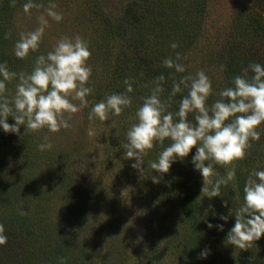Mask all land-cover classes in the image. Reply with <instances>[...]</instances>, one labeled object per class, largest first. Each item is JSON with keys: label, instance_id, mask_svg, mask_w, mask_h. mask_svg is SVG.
Listing matches in <instances>:
<instances>
[{"label": "rangeland", "instance_id": "obj_1", "mask_svg": "<svg viewBox=\"0 0 264 264\" xmlns=\"http://www.w3.org/2000/svg\"><path fill=\"white\" fill-rule=\"evenodd\" d=\"M137 1L139 0H51L57 5L56 10L63 14V19L57 22L49 18L39 50L42 53L51 50L62 36L83 37L91 50L88 64L92 68V74L88 86L92 87L93 92L87 97L88 108L86 106L74 114L65 113V118H68L71 124L70 128H62L56 133L44 128L34 133L37 142H42L44 137H48L53 146L60 148L67 157V162H71L68 164V174H76L78 179L75 182L83 186L80 194H71V184L57 185L46 200L42 198L43 196L40 197L39 202L43 205L41 208L46 211L45 220L60 222L62 225L60 229L50 234L54 237L56 232H59L58 240L67 243L74 253L91 258L95 264H247L243 255L246 252L244 249L224 242L225 239L211 243L207 225L203 226V235L206 240L209 239L207 246L217 253L216 258L211 256L199 259L198 253L191 248L192 244L183 241L182 238L191 232L188 217H185L186 205H182L179 200H170L168 198L170 195L163 185V188L159 186L157 190H153L158 186V182L152 180L153 173H156L150 167L152 149L147 150V154L144 155V165L140 170L132 168V159L125 155L123 143L127 140L123 131L124 129L127 131L136 122L135 116L130 113L131 106L126 107L119 115L109 112L106 121H101L98 117L89 118L92 105L105 99L112 90L110 83H116L117 80L110 76L112 70L109 67L103 68L105 55L98 49L101 48L103 52L105 41L103 32L95 24L98 18L96 12L102 11L108 19L116 22L124 12H129ZM38 3L43 7L33 8L27 14L20 9L15 14L14 20L10 23L12 26L8 29L12 36L9 54H14L12 53L14 44L21 32L39 27L38 17L50 6V0H41ZM238 3L239 0H206L202 12L203 32L191 53L187 55L195 72L205 71L212 81L213 94L208 97V105L217 99V90L226 86L221 74V66L226 63V58L220 53V46L231 31L234 10ZM93 8H96L95 12H92ZM124 40L119 39L113 43L109 51L119 53ZM14 94L15 90H12L10 98ZM89 130L93 135H89ZM257 130L261 133L258 139L260 143L256 144L257 140L250 139V147L246 149V154L254 148H264V123L259 125ZM16 141L17 139L14 140ZM12 154L10 163L14 168L13 178L16 182L18 179L21 181L23 177L29 179L40 172L43 173L41 178L44 181L47 179L48 171L42 163L34 164L30 169H23L22 157L16 153ZM246 154L243 159L233 161L240 175L238 180L241 181L243 178V184L254 169L264 168V151L261 160L253 159L250 162H245ZM63 162L66 161L60 159L54 162V165L58 169V166L65 164ZM228 167L230 165H224L222 166L224 170L217 168L216 171H221L223 174L218 173L223 176ZM75 168L78 170L75 171ZM57 174L58 179L52 177L54 184L65 178L59 169L54 175ZM202 182V178H199L190 184L193 197L200 196ZM221 186L226 193L229 189L233 190L235 181ZM239 202L238 193L230 207L224 206L227 209L226 215H232L231 213L240 206ZM28 206L34 210L39 209V204L35 201L27 203L26 208ZM79 206L83 219L87 218L84 221L78 219V223L72 222L62 215V211L68 207L78 211ZM17 207L23 209L22 205ZM213 213L216 212H210L212 216ZM213 217L214 220L211 221L213 224L221 220L219 213ZM210 218L212 217L206 216V224ZM46 237V240H50L49 234H46ZM255 248L257 249V241L251 242L249 246L252 251ZM24 250H21L22 254L19 251L12 252L11 257L15 258L17 264H26L27 258L31 255L30 248L26 247ZM40 255L45 257L43 253ZM1 256L5 257V253L2 252Z\"/></svg>", "mask_w": 264, "mask_h": 264}, {"label": "trees", "instance_id": "obj_2", "mask_svg": "<svg viewBox=\"0 0 264 264\" xmlns=\"http://www.w3.org/2000/svg\"><path fill=\"white\" fill-rule=\"evenodd\" d=\"M40 1L37 0V2ZM25 2L26 0H15L13 4L12 0H0V62H7L9 70L18 73L30 72L34 67L36 57L42 53L38 49L36 52H30L23 59L8 53V50L11 51L12 45L11 32H8L9 27L12 26L10 23L14 20L15 14L23 9ZM205 3L206 0H139L129 12H124L119 21L116 22L108 19L102 11L96 12L98 18H96L95 24L103 32L102 36L105 41L103 52L98 47L100 49L98 51L105 55L103 68L109 67L112 70L110 76L112 79H117L116 83H110L112 90L109 91L108 95L125 92L124 81L127 78L133 85V91L127 95L132 99L130 113L135 116L136 109L143 103V97L149 95L152 87H154L157 76L163 75L165 78L161 81L164 88L161 98L167 101L174 81H178L181 76L195 75V69L187 55L191 53L203 32L204 17L202 12ZM95 10L96 8H93L92 12ZM119 39H125L121 51L119 53L110 52L109 48L113 47V43ZM173 42L178 44L175 49L170 47ZM177 53L180 55L179 62L185 66L186 71L184 73H177L162 63L166 57L175 59ZM220 53L226 58L224 67H221L222 77L226 81V86L222 89L232 86V77L243 75L242 69L250 63L264 64V0H239L234 10L231 31L221 43ZM250 75H252L251 71H249ZM17 82L16 79L7 82L5 95L9 99H11L10 92L15 90ZM222 89L217 90V99L219 98L218 93ZM187 91L185 88L183 92L177 93L172 98L168 111L175 112L178 110L179 100L187 94ZM97 96L99 98L100 93ZM188 119L195 123L193 113H189ZM8 122L13 123L14 121L9 117ZM34 133L28 129L24 130L23 126L20 128V134L0 131V223L4 225L5 234L8 237L7 243L0 246V264H17L15 258L11 257L12 252L19 251L21 253V250L25 251L24 248L26 247L31 249V255L27 260L25 259L26 264H61V258H65L66 264H95L91 258L85 257L81 253H74L67 243L58 240L59 232H56L54 237L50 234L52 231L60 229L62 225L60 222H47L45 220L46 211L41 208L43 205L39 202L40 197L43 196L42 198L46 200L57 185L71 184V194H80L83 186H79L78 182H75L78 179L76 174H68V164L70 165L71 162H67V157L60 151V148L54 145L51 150L40 151L37 145L41 141L37 142L34 139ZM123 133L126 135L125 129ZM15 139H17L16 142H14ZM125 142L127 141H124L123 144ZM170 143L169 139H165L163 145L154 142L153 152H151L153 156L150 157L152 161L156 160L163 147ZM259 143L257 140L256 144ZM194 151L195 148L192 152ZM263 151L264 148L249 150L245 162H250L253 159L261 160ZM12 153L22 157L23 169H30L34 164L42 163L48 171L47 179L44 181L41 178L43 173L40 172L29 179L23 177L21 181L18 179L16 182L13 178L14 168L10 163ZM79 155L77 156L79 157ZM191 155L192 153H189L183 162L173 163L168 173H153V176L156 175L159 178L158 186L153 190H157L159 186L161 188L164 186L167 194L170 195L168 197L170 200H179L182 205H186L185 217H188L187 222L190 223L191 232L182 239L189 241L193 246L191 247L192 250L199 253L209 243V239L206 240L207 238L203 235V226L207 225L205 223L206 216L212 217L209 220L213 221L214 217L210 212L226 215L227 209L222 201L227 200V206L230 207L238 193L241 204L244 184L243 178L241 181L238 180L240 175L237 168L233 190L229 189L225 193L221 186L220 196L209 199L201 192L200 196L193 197L190 184L202 177L198 171L193 170L190 163ZM60 159L66 161L63 162L65 164L58 166L65 178L59 179L58 184H54L52 177L59 178L58 174L54 175L58 170L54 162ZM213 166L215 170L217 168L224 170L222 168L224 165L214 164ZM77 170L75 168V171ZM221 174L223 173L221 172ZM242 177H244L243 174ZM33 201L39 204V209L34 210L29 206L26 208V204H31ZM17 205H22L23 209ZM62 213L72 222L78 223V219H83L81 206H79L78 211L73 207H68ZM231 214L234 215L235 212ZM82 221L80 222L82 223ZM234 221V216H231L227 221H216V224H223L224 229L223 231H219L215 227L209 229L211 243H218L220 239H225L224 242H228L226 233ZM46 234H49L50 240H46ZM70 235L68 234V236ZM255 249H253L254 251L249 248L244 249L246 252L243 255L247 264L264 263V234L257 240V249ZM2 252L5 253V257L1 256ZM40 253L45 254V257H42ZM211 256L217 257V253L213 249H211V254L208 257ZM220 261L222 263V257Z\"/></svg>", "mask_w": 264, "mask_h": 264}, {"label": "clouds", "instance_id": "obj_3", "mask_svg": "<svg viewBox=\"0 0 264 264\" xmlns=\"http://www.w3.org/2000/svg\"><path fill=\"white\" fill-rule=\"evenodd\" d=\"M41 7L43 5L37 0H26L23 11L27 14L33 8ZM56 7L50 0V6L38 17L39 27L19 34L13 49L16 57L23 59L40 48L49 18L57 22L63 19V14ZM170 47L175 49L178 44L173 42ZM90 56L88 42L77 35L74 38L60 37L51 50L36 57L30 72L11 71L7 62H0V131L20 134L23 126L24 130L33 132L47 128L55 133L62 128H70L65 113L81 111L88 105L87 97L93 92L88 86L92 74L88 64ZM179 60L177 53L175 59L166 57L162 63L177 73H184L185 66ZM249 71L252 73L250 76ZM242 72L243 75L232 77V86L219 91V98L211 105L207 100L213 93L212 81L205 71L181 76L174 81L167 101L161 98L164 91L161 81L165 78L157 76L150 94L143 97V103L136 109V122L126 131L127 142L123 147L126 157L133 161L131 167L140 170L144 165L143 157L147 150L153 148L154 142L163 145L165 139H169L171 143L163 147L150 167L158 173H168L173 163L183 162L192 153L190 163L203 181L201 192L209 199L220 196L221 185H228L236 179L233 161L244 158L250 139L260 138L257 128L264 123V64L252 62ZM13 79L18 82L14 96L9 99L5 95L7 82ZM124 83L125 92L112 93L92 105L90 119L98 117L106 121L109 112L119 115L131 105L132 99L127 93L133 91V85L127 78ZM185 88L188 91L180 98L178 110L168 111L172 98ZM189 113L194 114L195 123L188 119ZM9 117L13 123L8 122ZM89 135H93L91 130ZM37 147L40 151L51 150L53 143L44 137ZM214 164L230 167L221 176ZM152 180L159 182L156 175ZM222 203L227 206L228 201ZM229 216L235 218L226 233L229 244L248 249L251 242L264 234V168L254 169L249 174L243 187L242 202L235 214H220L219 218L227 221ZM207 227H215L219 231L224 229L223 224L214 225L211 220L207 221ZM7 239L5 227L0 223V246L6 244ZM210 254L211 248L205 246L198 253V258L206 259ZM61 264H66L65 258H61Z\"/></svg>", "mask_w": 264, "mask_h": 264}]
</instances>
